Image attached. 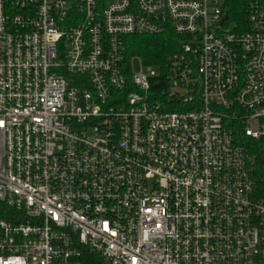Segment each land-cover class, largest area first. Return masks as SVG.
<instances>
[{
    "label": "built area",
    "instance_id": "2783aa9c",
    "mask_svg": "<svg viewBox=\"0 0 264 264\" xmlns=\"http://www.w3.org/2000/svg\"><path fill=\"white\" fill-rule=\"evenodd\" d=\"M223 8L0 0V264H264V0Z\"/></svg>",
    "mask_w": 264,
    "mask_h": 264
},
{
    "label": "trees",
    "instance_id": "16d2710c",
    "mask_svg": "<svg viewBox=\"0 0 264 264\" xmlns=\"http://www.w3.org/2000/svg\"><path fill=\"white\" fill-rule=\"evenodd\" d=\"M230 24H240L246 21L247 0H224ZM127 46L131 54L142 58L145 65L158 67L163 65L168 55L175 50V37L164 36H134L127 39ZM252 155L256 158L254 179L257 185L256 194L264 198V138L252 141Z\"/></svg>",
    "mask_w": 264,
    "mask_h": 264
},
{
    "label": "rangeland",
    "instance_id": "374dc122",
    "mask_svg": "<svg viewBox=\"0 0 264 264\" xmlns=\"http://www.w3.org/2000/svg\"><path fill=\"white\" fill-rule=\"evenodd\" d=\"M140 67H141V63L138 60H135L133 62V69H134V71H139L140 70Z\"/></svg>",
    "mask_w": 264,
    "mask_h": 264
},
{
    "label": "water",
    "instance_id": "95a60500",
    "mask_svg": "<svg viewBox=\"0 0 264 264\" xmlns=\"http://www.w3.org/2000/svg\"><path fill=\"white\" fill-rule=\"evenodd\" d=\"M223 12H224V17H223V21L222 22H224L226 19H227V11H226V9L225 8H223ZM222 22H221V24H222Z\"/></svg>",
    "mask_w": 264,
    "mask_h": 264
}]
</instances>
